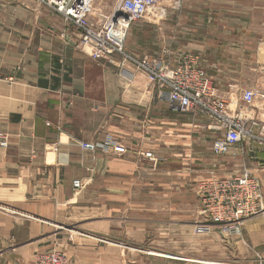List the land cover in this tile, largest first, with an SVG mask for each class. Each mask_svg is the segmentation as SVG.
Returning a JSON list of instances; mask_svg holds the SVG:
<instances>
[{
  "label": "crops",
  "instance_id": "0c3cea01",
  "mask_svg": "<svg viewBox=\"0 0 264 264\" xmlns=\"http://www.w3.org/2000/svg\"><path fill=\"white\" fill-rule=\"evenodd\" d=\"M251 1L182 0L184 15L168 23L180 27L170 29L167 40L159 24L141 20L130 27L126 52L161 56L167 50L171 66L181 54L195 55L221 96L238 104L242 90L264 89V61L232 40L256 37L230 31L216 39L203 26L247 24L237 11L239 2ZM205 5L210 14L202 15ZM216 8L220 16H214ZM78 43V31L39 0H0V135L8 142L0 148V264H29L55 249L58 229L78 217L80 201H140L145 188L159 184H177L174 194L197 201L198 185L212 177L207 156L216 133L207 120L175 111L131 63L93 60ZM249 65L256 69H248L245 79L243 66ZM191 133L199 136L197 143ZM106 136L126 153L116 157L81 147ZM242 149L223 159L228 162L216 176L247 169L260 180L264 197V148L253 156ZM76 180L85 190L73 188Z\"/></svg>",
  "mask_w": 264,
  "mask_h": 264
},
{
  "label": "rangeland",
  "instance_id": "374dc122",
  "mask_svg": "<svg viewBox=\"0 0 264 264\" xmlns=\"http://www.w3.org/2000/svg\"><path fill=\"white\" fill-rule=\"evenodd\" d=\"M114 2L97 0L95 5L109 10ZM221 6L230 8L231 4L224 3ZM206 7H203L202 15L210 14ZM221 12L216 8L214 16H220ZM237 12V16L248 19L247 24L203 27L208 32H216V39L219 38L217 33H254L255 40L238 38L232 43L239 50L249 49L250 52L251 49L254 54L259 53L264 61V0H252L247 6L239 2ZM153 14H156V19L152 18ZM183 15L182 0H162L159 8L145 21L158 22L162 29L161 39L167 40V33L171 32L169 30L180 27L168 25L172 22L169 19L181 18ZM255 67L243 66V70L247 69L246 73L241 74L243 78H249L248 69L253 71ZM263 90L261 87L256 89L258 92ZM218 92L223 94L222 90ZM191 134L192 141L197 143L199 136ZM208 155L211 168L207 171L212 177L201 183L229 179V169H226L228 173L224 177L216 176L217 167L224 164L222 162H228L223 159L229 160V156L217 157L210 152ZM199 185L197 201H190L188 195L183 193L174 194L177 184L174 188L162 184L145 188L140 201H80L78 217L73 216L66 227L58 229L61 234L59 244L44 253H62L68 264H264V209L241 221L238 231H226L223 224L212 222L209 215L203 212ZM85 188L83 186L82 189Z\"/></svg>",
  "mask_w": 264,
  "mask_h": 264
},
{
  "label": "built area",
  "instance_id": "2783aa9c",
  "mask_svg": "<svg viewBox=\"0 0 264 264\" xmlns=\"http://www.w3.org/2000/svg\"><path fill=\"white\" fill-rule=\"evenodd\" d=\"M39 1L78 31V46L88 50L93 60L119 57L118 65L131 63L162 91L175 111L193 113L207 120L208 129L216 133L211 146L214 156H230L242 148L253 156L257 148H264V90L244 89L240 92L239 103L233 105L219 94L195 55L181 54L175 66H171L164 59L167 50H163L161 56L136 57L126 52L125 41L131 25L150 16L162 0H115L109 10L96 6L97 0ZM152 18L156 19V14ZM7 147L6 136L0 135V148ZM81 147L116 157L126 153L122 143L112 136L82 143ZM145 158L155 161L151 153L145 154ZM72 186L77 191L83 188L78 180ZM198 192L203 212L229 232L238 231L241 221L264 209L260 181L247 169L227 180L203 182ZM29 264L68 262L62 253L54 251L38 255Z\"/></svg>",
  "mask_w": 264,
  "mask_h": 264
}]
</instances>
